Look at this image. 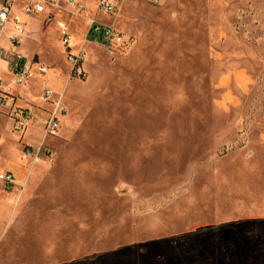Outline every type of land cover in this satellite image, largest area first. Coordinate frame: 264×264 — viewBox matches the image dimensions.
Wrapping results in <instances>:
<instances>
[{"label":"rangeland","instance_id":"obj_1","mask_svg":"<svg viewBox=\"0 0 264 264\" xmlns=\"http://www.w3.org/2000/svg\"><path fill=\"white\" fill-rule=\"evenodd\" d=\"M23 1L22 48L49 70L25 134L0 116V170L21 166L0 264H264V0H86L50 21ZM93 18L126 42L87 40Z\"/></svg>","mask_w":264,"mask_h":264},{"label":"built area","instance_id":"obj_2","mask_svg":"<svg viewBox=\"0 0 264 264\" xmlns=\"http://www.w3.org/2000/svg\"><path fill=\"white\" fill-rule=\"evenodd\" d=\"M17 0H5L0 7V39L5 33L6 26L11 19L15 20L16 27L15 31L9 36V44L11 48L20 47L22 44V32L19 24L20 19L14 17V4ZM153 2H160L162 0H152ZM64 2V3H63ZM63 9L64 7L70 12L77 15H81L86 7L77 2L76 0H29L24 5V12L26 14H37L47 11L48 8ZM99 9L113 13L116 9L115 0H100ZM60 35L64 47L67 49L71 47L70 34L66 25H62L60 29ZM87 40H91L94 43L105 44L108 49H111V45H123L126 41L122 32L116 29L113 25L100 22L96 19H91L90 27L87 31ZM14 50V49H13ZM112 52V50H111ZM3 49L0 47V57L2 56ZM14 60L12 61L13 73L15 76L16 83L19 85L26 86L30 80L38 74L45 75L48 72V67L43 64H35L33 61L27 60L21 52L13 51ZM78 54L77 56H71L72 61L78 65ZM1 84V80H0ZM53 92L50 88L44 87L43 98L51 99ZM7 108L8 113L13 117V127L21 131H26L32 122L34 117V110L30 106L25 108H19L15 104L13 95L9 93L0 92V111ZM62 115V113H61ZM61 115L55 110L49 117L44 121L43 130L46 134L57 135L61 129L62 121ZM17 185L16 176L12 171L6 170L0 172V189L4 191H10Z\"/></svg>","mask_w":264,"mask_h":264},{"label":"crops","instance_id":"obj_3","mask_svg":"<svg viewBox=\"0 0 264 264\" xmlns=\"http://www.w3.org/2000/svg\"><path fill=\"white\" fill-rule=\"evenodd\" d=\"M28 1L29 0H24L21 3V7L23 8V10H24V5ZM76 1L79 2L80 4H82L85 7H91V5H89V2H87L86 0H76ZM4 2H5V0H0V7H1V5ZM54 9H57V8H54V7L50 8L49 7L47 9V11L42 12V13H37V14H40L39 16H41L43 18V20L46 19V20L50 21V20H52V13L54 12ZM63 9H66V8L64 7ZM66 10H68V9H66ZM59 11H62V9H60ZM68 11H70V10H68ZM26 15L32 16V14H26ZM15 16L20 19L19 24L21 26L22 39H23L22 44H23L24 43V38H25V42H26L28 39H30L31 34H30V32L26 31L25 23L19 17V15L18 14H14V17ZM39 16H37V17H39ZM93 19H96V20H98L100 22H103V21H101L100 19H97V18H93ZM90 21H91V19L87 20L86 32H87V30L90 27ZM62 25H65V24L63 22H60V29H61ZM15 27H16L15 20L11 19L8 22L7 26H6L5 33L3 34V36L0 39V47L3 49L2 56L0 57V80H1L0 92L9 93V94L13 95V97L15 99L16 106L19 107V108H25L26 106H28V101L27 100L30 99L29 97L33 96V92H32L33 88L32 87L35 84V82H37V80L35 78H33L32 80H30V82L26 86L19 85V84L16 83V80H15L16 78H15L14 73H13L14 69H13V65H12V61L15 58L13 51L21 52L24 55V57L27 60H29V61H33V60H31L29 58V54L26 51L23 50L22 44L20 45V47L11 48L8 38L15 31ZM72 40L74 41V38H72ZM34 53H36V51ZM34 53H32L31 56H33ZM36 64H39V63H36ZM45 75L38 74L36 76L37 77L40 76L41 79H43L45 77ZM44 87H47V86H44ZM44 87L42 88V91H43ZM40 98H41V100H44L43 95H41ZM23 101H25V104L19 103V102H23ZM8 115H9V113H8V109L7 108H5L2 111H0V116L1 117H9V119L11 120V124H12L11 126H13V124H14L13 117L11 115L10 116H8ZM27 130L24 131L23 134H25L27 132ZM6 170L12 171L15 174V176H16V181L19 182L18 177L20 176V172H21V166L19 164L14 165L11 169H9V165L8 166L6 165V168L4 170H0V172L6 171Z\"/></svg>","mask_w":264,"mask_h":264}]
</instances>
